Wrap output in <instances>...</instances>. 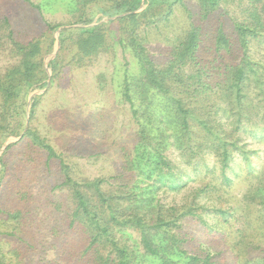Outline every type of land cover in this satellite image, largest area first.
<instances>
[{
    "label": "trees",
    "instance_id": "16d2710c",
    "mask_svg": "<svg viewBox=\"0 0 264 264\" xmlns=\"http://www.w3.org/2000/svg\"><path fill=\"white\" fill-rule=\"evenodd\" d=\"M178 1L83 0L75 26L59 32L57 49L66 50L69 64L77 67L89 64L114 42L136 56L139 75L125 74L121 91L136 124V143L131 151L120 148L122 171L108 177L75 179L69 163L31 125L44 87L59 71V54L47 63L45 59L59 25L47 22V29L27 42L15 39L8 28L13 62L0 70V149L12 137L26 138L30 147L45 155V161L59 159L62 181L57 187L69 192L70 227L86 241L85 264H143L150 259L155 264H221L217 258L223 251L211 252L204 246L199 252L186 249L184 220L194 218L208 230L219 231L218 224L208 225L204 213L228 222L240 205L249 206L264 190L263 182L250 185L234 198L228 192L231 178L227 174L236 157L254 173L251 156L256 151L248 148L244 136L264 139V60L253 54L254 44L264 43V0H243L244 16L232 18L230 27L224 19L228 0H195L200 23L191 22L172 43L168 59L158 64L151 59L141 32L168 21ZM221 10L224 13H218ZM94 13L100 17L94 19ZM188 16L193 20L192 13ZM3 22L9 26L7 18ZM202 22H210V29L205 30ZM11 146L0 153V200L8 165L4 157ZM172 153L187 166L201 165L214 173L204 161L211 156L219 173L178 203L168 204L158 197L163 178L170 176L175 192L185 186L169 157ZM262 169L259 172L264 173ZM134 170L141 183L132 175L125 179V173ZM257 177L252 175L260 181ZM20 211L0 201V234H14L4 226L19 220ZM245 230L246 225L238 230L239 239L232 245L238 246L235 256L242 257L235 264H264V256H248V249L257 243L252 235L242 233ZM15 250H0V264H9L7 254Z\"/></svg>",
    "mask_w": 264,
    "mask_h": 264
},
{
    "label": "rangeland",
    "instance_id": "374dc122",
    "mask_svg": "<svg viewBox=\"0 0 264 264\" xmlns=\"http://www.w3.org/2000/svg\"><path fill=\"white\" fill-rule=\"evenodd\" d=\"M30 1L37 6L25 0H0L1 71L13 62L9 48L11 41L7 37L8 28L13 31L15 39L27 42L42 34L47 29V22L58 24L59 29L75 26L83 10V0ZM227 7L229 13L224 15V19L226 26L230 27L231 19L242 18L247 6L243 0H228ZM198 10L195 0L175 2L168 21L141 32L144 45L154 62L164 63L175 39L186 33L191 22L200 23L196 17ZM88 11L86 8L85 12ZM188 12L192 13L193 20L189 18ZM93 15L94 19L100 17L99 13ZM5 18L9 22L8 27L4 25ZM103 19L107 20L106 17ZM209 24L202 22L205 30L210 29ZM58 28L53 35L52 50L45 59L47 61L53 51L54 56L59 54V71L44 87L34 108L31 125L54 146L60 158L69 163L75 179L118 174L122 171L123 163L120 148L124 146L131 151L136 143V124L129 103L121 92L125 74L134 77L139 75L136 56L130 48L114 42L109 50L98 54L89 64L77 67L69 64L66 50H55ZM253 54L264 60V43H255ZM136 105L138 100L135 98ZM28 109L27 106L26 111ZM244 138L248 148L256 151L251 156L255 169L254 173L250 172L244 160L240 157L234 159L227 170L231 178L228 192L234 198H239L250 185L264 183V173L259 172L264 165V139H252L251 136ZM6 142H10L8 145L12 142V146L4 157L8 165L0 201L10 210L19 208L22 213L19 220L10 221L4 226H8L6 229L13 232V235L0 234V250L3 253L16 249L14 254H7V261L9 264H85L83 252L86 241L79 231L70 227L69 192L57 187L62 181L59 159L45 161V155L30 147L26 138L12 137ZM169 157L176 170L183 175L185 186L175 192L170 187V176L163 178L158 197L168 204L178 203L193 188L210 182L219 173L211 156H206L204 161L208 170L213 169L214 173H207L201 165L187 166L174 153L169 154ZM137 173L136 170L125 173V179L129 180L132 175L136 183H141ZM256 174L260 181L252 178ZM217 181L221 183L219 179ZM18 191L21 193L18 194ZM258 194L249 206L240 205L235 211V217L228 222L204 213L203 218L208 225L215 227L218 224L219 231L208 230L194 218L184 220L182 233L186 249L199 252L204 246L211 252L223 251L217 261L221 264H235L242 257L235 256L238 246L232 248V245L239 239L236 238L240 233L238 230L246 225L242 233L252 235L257 243H254L256 247L248 249V256H264V190ZM242 248L247 249L243 243ZM242 248L240 246V252ZM143 264L155 263L150 259Z\"/></svg>",
    "mask_w": 264,
    "mask_h": 264
},
{
    "label": "water",
    "instance_id": "95a60500",
    "mask_svg": "<svg viewBox=\"0 0 264 264\" xmlns=\"http://www.w3.org/2000/svg\"><path fill=\"white\" fill-rule=\"evenodd\" d=\"M61 29V28H60ZM60 29L58 28L57 29V31H56V37H55V47H56V49L55 50H57V46H58V36H59V32H60ZM54 52V51H53ZM51 53L50 54V57H49V59L46 61V63L52 58V57H54V53ZM38 93V92H37ZM20 138V137H19ZM8 143H10V142H5L3 145H2V147H1V149H0V153L4 150V148L8 145ZM12 143V142H11Z\"/></svg>",
    "mask_w": 264,
    "mask_h": 264
}]
</instances>
